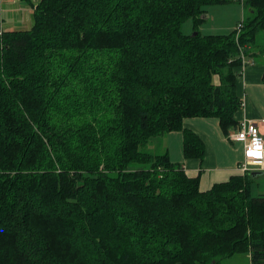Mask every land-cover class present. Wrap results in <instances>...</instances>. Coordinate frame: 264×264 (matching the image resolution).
I'll list each match as a JSON object with an SVG mask.
<instances>
[{"label": "trees", "instance_id": "16d2710c", "mask_svg": "<svg viewBox=\"0 0 264 264\" xmlns=\"http://www.w3.org/2000/svg\"><path fill=\"white\" fill-rule=\"evenodd\" d=\"M20 1L28 29L0 5V264H264L258 171L203 191L152 146L181 132L184 157L204 160L195 117L234 141L264 0H235L248 14L219 34L199 25L233 0Z\"/></svg>", "mask_w": 264, "mask_h": 264}, {"label": "crops", "instance_id": "0c3cea01", "mask_svg": "<svg viewBox=\"0 0 264 264\" xmlns=\"http://www.w3.org/2000/svg\"><path fill=\"white\" fill-rule=\"evenodd\" d=\"M242 71L243 75L238 81L242 108L237 113V119L240 121L247 118L255 121L264 136V59L262 61L252 59L251 64L246 65ZM214 119L216 118L195 117L187 118L184 122L186 127L197 132L205 141L204 160L184 157L181 132L170 134L167 141L172 161L182 164L188 175L199 177L200 188L203 191L211 189L216 183L228 181L232 176L243 174L239 165L245 157L244 143L229 140V136L222 131L218 119L215 121L218 123H211L210 120ZM214 127H217V132L214 131ZM234 131L236 127L229 130L230 134ZM259 171L264 173V170Z\"/></svg>", "mask_w": 264, "mask_h": 264}, {"label": "rangeland", "instance_id": "374dc122", "mask_svg": "<svg viewBox=\"0 0 264 264\" xmlns=\"http://www.w3.org/2000/svg\"><path fill=\"white\" fill-rule=\"evenodd\" d=\"M39 0H33L36 2ZM2 17L4 19V25L7 28L14 29H28L33 25V13L32 9L28 5H24L20 0H0ZM248 14V10L244 9L241 2L235 0L223 3L215 4L208 7L207 15L209 16L204 22L200 23L199 31L203 34H219L230 33L237 28L238 22L241 21ZM183 30L187 34L194 32L193 20L188 18L183 24ZM262 34V33H261ZM264 47V35H259L256 46L252 45L249 50L251 52L255 50L254 59L256 61H262L264 55L261 53ZM257 52V53H256ZM211 123L217 119L210 120ZM214 131L217 132V127H214ZM219 133V131H218ZM168 136L155 137L153 139L152 146H156L153 149L156 153L165 152ZM151 148V146H150ZM258 171L259 170H253ZM252 180V194L258 196L264 193V173L258 175H251ZM221 264H249V257L247 254H235L222 260Z\"/></svg>", "mask_w": 264, "mask_h": 264}, {"label": "built area", "instance_id": "2783aa9c", "mask_svg": "<svg viewBox=\"0 0 264 264\" xmlns=\"http://www.w3.org/2000/svg\"><path fill=\"white\" fill-rule=\"evenodd\" d=\"M234 141H240L245 146V157L239 165L242 173L253 170H264V136L259 125L250 119H243L230 134Z\"/></svg>", "mask_w": 264, "mask_h": 264}, {"label": "water", "instance_id": "95a60500", "mask_svg": "<svg viewBox=\"0 0 264 264\" xmlns=\"http://www.w3.org/2000/svg\"><path fill=\"white\" fill-rule=\"evenodd\" d=\"M205 18H206V17H205ZM256 174L258 175V174H260V172H257ZM253 175H254V174H253Z\"/></svg>", "mask_w": 264, "mask_h": 264}]
</instances>
